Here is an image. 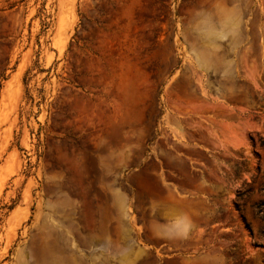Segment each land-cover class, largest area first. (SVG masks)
<instances>
[{"label":"rangeland","instance_id":"obj_1","mask_svg":"<svg viewBox=\"0 0 264 264\" xmlns=\"http://www.w3.org/2000/svg\"><path fill=\"white\" fill-rule=\"evenodd\" d=\"M264 0H0V264H264Z\"/></svg>","mask_w":264,"mask_h":264},{"label":"trees","instance_id":"obj_2","mask_svg":"<svg viewBox=\"0 0 264 264\" xmlns=\"http://www.w3.org/2000/svg\"><path fill=\"white\" fill-rule=\"evenodd\" d=\"M263 208H264V202L259 205V213L263 212ZM264 217V215H262Z\"/></svg>","mask_w":264,"mask_h":264}]
</instances>
